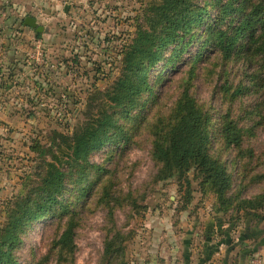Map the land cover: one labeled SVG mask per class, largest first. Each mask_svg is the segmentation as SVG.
I'll return each instance as SVG.
<instances>
[{"label": "rangeland", "instance_id": "374dc122", "mask_svg": "<svg viewBox=\"0 0 264 264\" xmlns=\"http://www.w3.org/2000/svg\"><path fill=\"white\" fill-rule=\"evenodd\" d=\"M149 1L0 0V228L7 203L27 194L44 173L43 159L31 150L34 142L62 153L57 166L65 174L57 203L19 234L12 251L17 264H185L187 240L188 264H197L206 231L211 242L218 239V217L227 222L236 199L264 192V95L251 94L254 77L263 74L256 62L245 61L246 40L226 59L204 43L211 20L218 18L221 31L236 26V13L219 20L226 0H199L209 20L195 29L188 46L181 42L175 58L169 59L175 48L169 47L148 69L149 90L137 97L134 110L123 114L102 101L120 76L122 53ZM26 17L43 31L25 26ZM191 70L189 93L210 117L208 153L230 177L227 206L194 171L186 179L157 178L161 165L153 158V142L171 126V110ZM98 105L113 113L120 131L76 162L69 139ZM223 115L242 129L240 148H224ZM58 135L69 143L62 146ZM69 224L70 253L57 245Z\"/></svg>", "mask_w": 264, "mask_h": 264}, {"label": "trees", "instance_id": "16d2710c", "mask_svg": "<svg viewBox=\"0 0 264 264\" xmlns=\"http://www.w3.org/2000/svg\"><path fill=\"white\" fill-rule=\"evenodd\" d=\"M236 6V7H235ZM235 7V8H234ZM231 13L239 17L236 26L230 32L221 31L217 27V20L206 24L205 44L219 48L222 59L229 58L244 41L243 54L245 61L252 64L256 62V71L263 74L256 75V82L252 86L251 94L264 95V0H241L236 5L234 0H226L221 6L219 20ZM236 15V16H237ZM208 19L207 8L199 0H150L143 11L140 22L135 25V35L124 48L121 58L120 76L112 86L103 92L102 101L110 108H120L124 113L134 110V102L138 96L149 90L147 71L159 63L169 47L175 48L170 58H175L174 53L180 44L188 46L196 36L195 29L201 27ZM39 37V34H36ZM186 39V41H185ZM182 41H185L181 43ZM242 44V43H241ZM182 50V49H181ZM183 51V50H182ZM181 51V52H182ZM200 51L196 57L199 58ZM189 72L172 113V124L167 131L158 134L153 142L152 155L161 165L157 176L160 180H168L174 176L186 179L194 171L203 183L216 195L220 204L228 205L225 193L230 185V177L226 169L209 155V115L196 103L189 93V84L192 77ZM260 84V89H256ZM260 90L259 92H255ZM232 97V95H231ZM228 116H222L219 133L223 140L224 148H240L243 143V131L233 121H227ZM113 113L106 107L98 105L96 114L90 115L85 123L78 129L70 140L72 160L86 161L88 155L111 141L112 131H120ZM126 141V136L122 135ZM66 136L58 135L59 142L64 146L69 141ZM57 141V139L55 140ZM32 152L43 159L44 173L39 183L31 187L27 194L19 196L14 202L7 203L6 222L0 228V264H17L13 259L12 251L19 244V234L32 221L44 216L56 203L58 196L64 188L65 174L57 166L61 156L60 151L48 153L37 142L31 147ZM50 154V161L45 157ZM264 192L250 199H236L233 211L226 222L218 221V239L211 242V232L206 231L205 242L200 252L197 264L208 263L212 256L223 245L226 254L239 248L237 261L232 264H242L239 258L250 257L257 251L244 244V239L252 232L258 233L259 238H264V229L258 230L256 226L264 222ZM242 219L244 228L239 233L237 241L232 238L233 230ZM221 228V229H220ZM213 229V227H212ZM240 232V231H239ZM256 237V236H255ZM73 225L69 224L57 240L59 250L72 252ZM184 249V261L188 264L191 256L188 246ZM228 256L221 264L228 263Z\"/></svg>", "mask_w": 264, "mask_h": 264}, {"label": "crops", "instance_id": "0c3cea01", "mask_svg": "<svg viewBox=\"0 0 264 264\" xmlns=\"http://www.w3.org/2000/svg\"><path fill=\"white\" fill-rule=\"evenodd\" d=\"M239 226H237L236 228H238ZM244 228V224L242 223V226L241 227H239V229H238V232H236L237 234H236V236L235 237H232L233 239H234V241L236 242L237 241V238L236 237H238V235H239V233H241V231H242V229ZM256 228H258V230H263L264 229V222H262L261 224H258L257 226H256ZM240 231V232H239ZM262 232H264V231H262ZM232 234H233V232H232ZM256 236V237H255ZM264 237V236H263ZM245 241H244V244L246 245V246H248V247H253V248H255L256 249V251H257V253H256V255H258L262 260H264V238H259V236H258V233L257 232H255V233H252V232H250L248 235H247V237L244 239ZM226 247L225 246H223V245H221L219 248H218V251L212 256V258H211V260L209 261V262H211V261H213L216 257H218V256H222V260H221V262H220V264L221 263H223L224 262V259L228 256L229 258H230V256L232 255V254H236V257H237V255H238V251H239V248H235L232 252H230L229 254H226ZM223 254V255H222ZM239 260H240V262H242V264H247V257L246 258H239L238 257V262H239ZM235 261H232V263H234ZM231 263V262H230ZM228 264V263H227Z\"/></svg>", "mask_w": 264, "mask_h": 264}, {"label": "water", "instance_id": "95a60500", "mask_svg": "<svg viewBox=\"0 0 264 264\" xmlns=\"http://www.w3.org/2000/svg\"><path fill=\"white\" fill-rule=\"evenodd\" d=\"M23 24L29 28L34 29L37 33H41L43 31V27L38 26L36 20L32 17H26L23 20Z\"/></svg>", "mask_w": 264, "mask_h": 264}, {"label": "built area", "instance_id": "2783aa9c", "mask_svg": "<svg viewBox=\"0 0 264 264\" xmlns=\"http://www.w3.org/2000/svg\"><path fill=\"white\" fill-rule=\"evenodd\" d=\"M247 264H264V260H262L258 255H254L249 258Z\"/></svg>", "mask_w": 264, "mask_h": 264}]
</instances>
